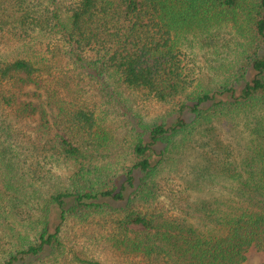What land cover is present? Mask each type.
Here are the masks:
<instances>
[{"label": "trees", "instance_id": "trees-1", "mask_svg": "<svg viewBox=\"0 0 264 264\" xmlns=\"http://www.w3.org/2000/svg\"><path fill=\"white\" fill-rule=\"evenodd\" d=\"M213 30L236 40L218 89L192 55ZM241 115L249 153L220 174L226 193L180 211L164 167ZM0 183L19 244L0 264H244L264 251V0H0Z\"/></svg>", "mask_w": 264, "mask_h": 264}, {"label": "rangeland", "instance_id": "rangeland-1", "mask_svg": "<svg viewBox=\"0 0 264 264\" xmlns=\"http://www.w3.org/2000/svg\"><path fill=\"white\" fill-rule=\"evenodd\" d=\"M195 45L192 55L197 62L199 78L204 85L218 89L226 80H232L231 64L234 63L236 53V40L232 35L213 30L209 38L197 40ZM113 115V125H120L121 116L117 112H113ZM247 120L245 115H241L237 119L216 121L212 124L208 137V140H211V147L201 146L205 141L200 135L186 151L175 155L174 163L166 164L164 176L169 195L180 202V211L186 208L199 216L200 212L194 209L205 200L226 193V189L222 188L225 182L219 177L224 169L231 165L230 162L237 166L241 165L243 158L249 153L247 149L249 137L244 126ZM207 163L211 166L210 174L199 179V170ZM229 184L230 182L227 185ZM0 186L2 187L1 183ZM16 236L17 232H13L9 224L0 221V261L6 260L8 254L17 249L19 244ZM245 255L244 264H264V251L258 249L256 245L250 246ZM36 264H39V261Z\"/></svg>", "mask_w": 264, "mask_h": 264}]
</instances>
